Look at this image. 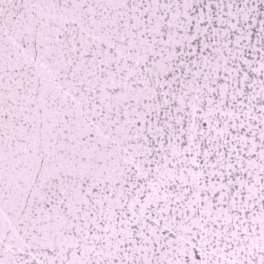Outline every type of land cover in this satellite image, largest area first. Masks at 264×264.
<instances>
[{"label": "water", "instance_id": "obj_1", "mask_svg": "<svg viewBox=\"0 0 264 264\" xmlns=\"http://www.w3.org/2000/svg\"><path fill=\"white\" fill-rule=\"evenodd\" d=\"M0 264H264V0H0Z\"/></svg>", "mask_w": 264, "mask_h": 264}]
</instances>
